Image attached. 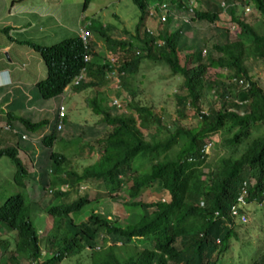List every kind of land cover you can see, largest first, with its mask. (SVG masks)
<instances>
[{"label": "trees", "instance_id": "trees-1", "mask_svg": "<svg viewBox=\"0 0 264 264\" xmlns=\"http://www.w3.org/2000/svg\"><path fill=\"white\" fill-rule=\"evenodd\" d=\"M85 1L88 4L91 0ZM132 1L141 10L136 27L140 38L149 17L148 5L158 0ZM205 1L207 8L199 10L197 18L214 24L223 9L219 3ZM228 2L226 10L232 21L251 37L249 44L238 34L235 39L219 41L224 30L216 29L204 37L202 46L184 53L190 39L181 31L169 33L166 28L157 37L144 32L140 39L142 53L120 65V71L132 80L148 57L155 65L167 66L173 75L182 78L174 95L178 118L172 124L151 106L135 101L134 93H130L126 111L116 114L112 112L117 106L100 96L88 99V107L95 115H101L99 123L111 130L102 141L99 157L81 171L72 168L68 158L54 150L59 138L56 120L48 126L51 133L41 138L45 147L52 148L48 156L42 153L50 161V177L42 169L38 180L31 178L16 147L0 148V158L10 157L16 167L15 182L29 185L31 179L32 192L34 185H41V193L46 188L52 190L46 207L56 225L78 230L72 245L59 239V228L51 230L46 236L51 254L38 264H61L65 258L85 251L101 236L111 244L90 254V264H218L233 250V240L240 241L242 229L257 232V226L246 222L256 219L258 211H264V89L252 75V64L264 60V33L255 28L264 20V0ZM238 6H250L257 21L238 17ZM11 30L9 26L2 29L15 41L9 34ZM102 33L111 39L105 30ZM160 37L165 40L164 45H155ZM19 43L38 52L47 69V76L33 89L32 100H50L61 95L83 68L92 80L76 86V91L108 84L109 64L85 62L86 50L78 36L50 46L30 40ZM116 45H129V49L134 46L132 42L112 40L110 49L114 50ZM121 94L122 91L118 92ZM206 103L211 104L204 109ZM187 119L195 122H186ZM16 120L25 126L24 130L12 124ZM6 123L17 133L0 129V136L38 133L48 125L46 120L31 122L23 116L9 118ZM29 145L33 148L31 142ZM220 146L227 152L208 161L207 152ZM89 150L93 153L92 147ZM90 181L108 192L99 193V197H111L120 191L131 200L142 196L143 199L133 202L142 209V215L123 226L94 213L79 220L91 200L87 196H69L79 191L81 183ZM60 186L67 189H57ZM25 190L27 196L17 192L7 196L0 206V225L6 233L15 234L14 249L10 237H0V264H25L39 259L43 251L42 237L30 220L34 200ZM259 259V264H264V254Z\"/></svg>", "mask_w": 264, "mask_h": 264}, {"label": "rangeland", "instance_id": "rangeland-1", "mask_svg": "<svg viewBox=\"0 0 264 264\" xmlns=\"http://www.w3.org/2000/svg\"><path fill=\"white\" fill-rule=\"evenodd\" d=\"M184 1L174 0L173 5L178 10L180 4ZM167 2L172 1L167 0ZM83 5L84 0H0V71H7L4 78L9 80L8 85L4 86V91L9 90L10 94L16 95L18 91L25 92L23 86H26L30 91L29 94H26V98L29 100L33 97V89H35L36 83L47 76L45 63L39 53L30 46L19 43L20 41L30 40L40 45L50 46L76 35L78 29L92 18H96L97 25H108L107 29L110 30L116 40L128 41L129 39L124 31L134 34L141 15L140 8L132 0H92L85 12L83 11ZM250 11L248 12L241 6L236 8L238 17H243L249 21H257L255 20V14H252L251 8ZM6 26L12 27L9 34L15 41H11L6 33L2 31ZM148 26L156 29L159 26V20L149 18ZM255 28L264 33V20L260 21ZM216 29L224 30V32H220L219 41L228 38L235 39L238 34L243 37L247 44L251 42V37L238 24H235L227 13H223L221 21L215 25L207 23L196 24L194 29L188 32L191 43L183 52L188 53L199 45L202 46L204 37L215 33ZM95 35H93V38L98 41L94 44L97 45L100 55L108 59L110 52L106 48L104 38ZM134 41L137 42L136 39ZM100 55L93 56V63H101ZM115 56L119 58L120 62L124 60L122 51L115 53ZM252 67L254 79L264 89V60L255 61ZM9 75L12 80L9 79ZM15 77H19L17 82L14 81ZM182 81L179 75H173L169 67L155 65L153 62L145 60L141 69L132 80L118 84L116 79H111L105 88L102 87L100 89V94L107 97V101L110 104H112L113 100L119 103L112 112V114H116L126 111V104L131 101L130 93H134L135 101L151 106L156 114L166 117L165 119L168 123L172 124L178 118L174 95ZM89 91L90 89L78 94L66 91L56 99L30 101V104L34 106L36 103L45 104L50 111L49 115V111L40 112L37 109H32L33 115L29 114V116L33 122L43 121L46 116H50V119H53L54 111L58 104L61 101L64 102L68 111V120L65 129L59 132L60 137L55 142L58 144H55L54 150L68 158L70 166L79 171L93 164L99 157L102 151V141L111 130V127L99 123L102 120L101 115H95L89 109L86 99L92 96L93 90L91 89L90 94ZM121 91L122 94L119 96L118 92ZM209 101L212 103L211 99ZM211 103H206L204 109H207L206 106ZM3 109L0 107L1 112ZM17 114L20 115L18 112ZM186 122L195 121L187 119ZM47 129L48 127L34 135L31 133L32 140L30 142L33 148H30V150H33V152L35 150V153H33L35 154L34 160L30 159V157L33 158L32 152L30 153L32 156L27 153L28 157L22 152L20 154L31 178L35 180H38L39 174L43 171L42 169L47 172V177L52 175L50 161L46 160L45 156H42L43 152H46L45 155L48 156L52 150V148L45 147L41 142V136L45 132L49 133ZM145 132L147 133V131ZM147 138H149V135H147ZM61 140H64V142H61ZM89 147L93 148V153H91L92 151L89 150ZM225 152H227V149L222 146L217 149L211 148L207 152L209 154L208 161L211 162ZM15 171L16 167L10 157L4 156L0 158V206L4 203V199L7 196L17 192L27 196L26 188L29 190V195L37 198L39 202L46 197L47 199L51 197L46 192H40L38 188L41 185L39 187L34 185L36 189H34L35 192H32L33 182L31 179L29 185L27 183H16L14 180ZM60 189H66V187H60ZM100 192L101 189L98 186H89L88 184H82L79 187V191L75 192L74 197L87 194L91 198H95L93 200V208L89 209L80 219H85L90 213H95L111 223L123 226L142 215V209L133 205V202L143 199L142 196L136 200H131L126 194L119 192L114 193V196L103 198L97 195ZM37 205L38 203L34 204V207ZM257 213L256 219L249 218L246 222L247 225L254 224L257 226V232L251 233L250 229L245 231L242 229L240 241L233 240V242L238 243H234L233 250L227 252L218 261V264H237L241 261H249L258 241L257 248L261 249L264 247V220H260L261 218L264 219V211H258ZM33 220L36 225L41 224V220L38 217L34 216ZM0 234V237H10L13 242L15 235L12 233L6 234L3 226ZM137 243L139 244V242ZM140 248H143V245L140 244ZM43 249L45 248L43 247ZM44 252L43 258L48 256V252ZM77 261L89 264L88 252L85 251L83 255L65 258L61 264H75Z\"/></svg>", "mask_w": 264, "mask_h": 264}, {"label": "clouds", "instance_id": "clouds-1", "mask_svg": "<svg viewBox=\"0 0 264 264\" xmlns=\"http://www.w3.org/2000/svg\"><path fill=\"white\" fill-rule=\"evenodd\" d=\"M91 2H92V0L88 4H86V1L84 2V5H83V11L84 12L89 8V5H90ZM212 2H216V3H219L220 4L221 8L223 9L221 15L223 13H227L228 14V11L226 10V8L228 7V3H229L228 0H212ZM206 8H207V4H206V1L205 0H185L184 2H182L180 4L178 10L174 7L173 2H167V0L151 1L149 3V5H148V8H147V11H148V14H149L148 20H149V18L159 20V26L156 29L153 28V27H151V26H148V20H147L146 26L141 30V36H140V38L137 37V33H136V27H137L138 24L135 27L134 34L129 33V32L128 33H125V35H127V37H128L129 40L128 41L119 40V41H123V42H126V43L132 42L134 46L131 49H129V45H126L125 47H118L116 45L115 48H114V50H111L109 44L112 42V40H116V38L113 37V35L110 33V30L107 29V26L108 25H102V24L97 25L96 18H92L89 21H87L85 24H83L78 29V32L74 36H78L81 39V41L83 43L84 50H86V53L84 55V61L85 62H90L92 60L93 56L100 55V52L98 50L97 45L94 44L98 40H94L93 35L96 34L97 36L104 38L105 44H106V48L109 50L110 54L108 55V59H106L105 57H102L100 55V57H101V63H97V64H109V67L111 69V72L109 73V76H107L108 77V84L110 83V80L111 79H116L118 84L120 82L122 84V76L125 77V81L123 83H127V82H129L131 80V78L127 77L124 74V72H121L120 71V68H121L120 65L123 63V61L125 59H130L134 55H140L142 53V47H143L142 45L143 44H142V41L140 39L142 38V35H144V32H146L150 36L157 37L159 35V33L161 35V33L164 32L166 30V28H167L166 31H168L169 33H172V32H175V31H181L182 33H185L186 36L190 39V37L188 36V32H191L194 29V27H195L196 24H198V23H207V24H210V25H215V24H217V22H220L221 21V15H220V19L217 22H215L214 24H211L210 22H207V21L199 20L197 18V12L199 10L206 9ZM244 8L248 12H250V6H247V7H244ZM230 18H231V16H230ZM139 20H140V18H139ZM234 23L237 24L236 22H234ZM117 27H119V26H117ZM103 30H105L107 32L108 36L112 40L109 39L107 36H105L102 33ZM74 36H72V37H74ZM108 39L110 41H108ZM134 39H136L137 42H135ZM164 43H165V40L160 37V39L156 40L155 45L159 44V45L162 46V45H164ZM190 43L191 42L189 41V44ZM188 45L184 48L183 51H185V49L188 47ZM118 51H122V56L124 57V60L122 62H120L119 61V58L115 56V53H117ZM145 60H150L151 61V59L148 58V57H145ZM91 80H92V78L90 76H88V72H87L86 68H83L74 77L72 84H69L65 88L64 92L67 91V92H73L75 94H78L79 92H83V91H86L88 89H90V91H91V89H92L93 90V94H92V96L90 98H95V97L103 96L102 94H100L101 93L100 89H102V87L87 86V88H85L82 91H76L74 89L76 86L81 85L83 82L88 83ZM106 86H104L103 88H105ZM90 91H89V94H90ZM64 92L61 95H59V96H57V97H55L53 99H56V98L62 96L64 94ZM87 99H86V101H87ZM112 104H114V105L117 106L119 103L117 101H114L113 100ZM60 105H63L65 107V109H66V116L63 119V121H64V127H63L62 130L58 129V123H59L58 110H59ZM49 115H50V111H49ZM54 120H56V123L55 124H56V130H57V132L59 133V132L63 131L65 129V125H66L67 120H68V111H67L66 105L64 104L63 101H61L58 104L56 110L54 111L53 119H50V117H49V119H46V121H48L47 127L50 126L51 123H52V121H54ZM30 121L33 122L32 120H30ZM37 122H39V121H37ZM5 124H7V123H5ZM1 129L4 130L3 128H1ZM13 130H15V129H13ZM47 131H49V133H51L49 127H48ZM12 132H14V131H12ZM14 133H17L16 130H15ZM49 133L45 132L41 137H44L45 135H47ZM23 135L27 136V138L24 139L23 138ZM21 136H22V140H25V141H28V142H30L32 140V138L29 137L27 134H21ZM59 137H60V133H59ZM22 161H23V159H22ZM82 184H88L89 186H91V185H96L97 186V184H95V183H93L91 181L90 182H83L80 185H82ZM60 187H66V186H60ZM60 187H58L57 189H59V190H66L67 189V187H66V189H60ZM81 189H82V187H81ZM44 192H46L47 194H50V196H51V194H52L53 191L47 189ZM120 192H122V191H120ZM100 193L108 194L107 191H103L102 189H101V192ZM97 195H99V194H97ZM97 195H96V197H97ZM86 196L91 200V204L86 208L85 213L84 214H81L80 218L83 217L87 213V211L89 209L91 210L93 208V202H94L93 200L95 198H91L87 194L82 195V196L79 195V196H75V197H74V195L69 196L70 199H75L77 197L86 198ZM105 197H110V196H105ZM49 199H47V197H46L41 202H39V200L37 198H33L34 204L38 203V205L34 207V204H33V208H32L31 214H30V220L32 222V225L37 229L38 234L41 235V237H42V249H43V247L45 249H43V251H41V255L39 256V259L32 260L30 262H26L25 264H38L40 261L42 262L44 259L46 260V258L49 257V255L51 253H49V251H48V248L49 247H47V245H46V236L49 234V232L51 230L58 229L59 228L60 229V231H59V233H60L59 239H62V240L65 239L66 242L68 244H70V245H72V243L74 241V238L76 237V235L78 233V230H76V229H74V228H72L70 226H67L65 224H61V225L58 224V225H56L55 218L52 217L50 215V213L48 212L49 207H46L47 201ZM50 205H53V204L51 203ZM89 215H91V213ZM89 215H87V217ZM34 216L38 217L39 220H41V224H39V225H36L35 224V222L33 220V217ZM98 216H100V215H98ZM100 217L103 218L102 216H100ZM80 218H79V220H82ZM260 220H264V219L261 218ZM1 227H2V225H0V231H1ZM263 232H264V228H263ZM8 233H12L13 235H15L13 231L12 232H8ZM8 233H6V234H8ZM5 237H7V236L1 237V238H5ZM10 243H11V249H14L15 248V240H13V242L10 240ZM234 243H238V242H233V245H234ZM257 243H256V245H255V247L253 249V255H252L251 259L249 261H241V262H239L237 264H240V263H245V264H259V262H260V259L259 258L264 254V247H262L261 249H258L257 248ZM110 244H111L110 241H107L105 243L103 241V236H101L100 239L97 242H95L93 244L87 245L85 251H87L88 254H89V258H90L89 264L91 263L90 254L95 253V252H99L103 247H105L106 245L109 246ZM44 251H47L48 252V254H47L48 256L45 257V258H43L44 253H45ZM85 251H83L80 254L83 255ZM80 254H78V255H80ZM75 256H77V255H75ZM79 258H77V259H79ZM77 262H79L81 264H84V263H82L80 261H77ZM77 262L75 264H77Z\"/></svg>", "mask_w": 264, "mask_h": 264}, {"label": "crops", "instance_id": "crops-1", "mask_svg": "<svg viewBox=\"0 0 264 264\" xmlns=\"http://www.w3.org/2000/svg\"><path fill=\"white\" fill-rule=\"evenodd\" d=\"M5 73L7 74V71L6 72L0 71V107L2 109L5 108L3 109L2 112L0 111V126H2L3 123L5 124L9 118H17V117L23 116L26 119L32 120L31 117L29 116V114L33 115L32 109H37L40 112L49 111V108H47V105L45 104L36 103L35 106L33 104H30V101H32V98H30L29 100L27 99V101L22 100V98L23 99L26 98V94H29L30 92L29 88H27L26 86H23L25 92L16 90L18 91L16 92V95L10 94L9 90L4 91V86L8 85L9 83V80L4 78ZM15 78L16 79H14V81L17 82L19 77H15ZM9 79H11L10 75H9ZM38 101H43V100H38ZM15 108H19V109L16 110ZM14 110H15L14 114L10 113ZM17 112L20 113V115L17 114ZM49 117L50 116H46L43 119L46 120V119H49ZM12 124L14 126L21 128L22 130L25 129V126L20 121H17V120L12 121ZM1 131L2 130H0V134L2 133ZM31 133H32L31 131L25 132V134H27L29 137L32 138V134L34 135L36 133H32V134ZM20 137H21V133H20ZM20 137H18L17 135L8 136V137L0 136V148H5L8 146L16 147L18 149L20 158H21V155H20L21 152L24 153L26 157H28L27 153H29V155L31 152L32 154L35 153V150L34 152L33 150H30L29 142L22 140ZM32 154L30 156H32ZM33 157H35V154H33Z\"/></svg>", "mask_w": 264, "mask_h": 264}, {"label": "built area", "instance_id": "built-area-1", "mask_svg": "<svg viewBox=\"0 0 264 264\" xmlns=\"http://www.w3.org/2000/svg\"><path fill=\"white\" fill-rule=\"evenodd\" d=\"M58 114H59V123H58V129L62 130L64 127V121L63 119L66 116V109L63 105H60L59 110H58ZM1 128H3L6 131H14L12 129V127L9 124H3L2 126H0ZM23 138L26 139L27 136L23 135Z\"/></svg>", "mask_w": 264, "mask_h": 264}]
</instances>
